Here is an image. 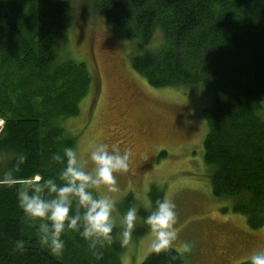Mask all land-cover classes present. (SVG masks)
Here are the masks:
<instances>
[{
	"label": "trees",
	"instance_id": "16d2710c",
	"mask_svg": "<svg viewBox=\"0 0 264 264\" xmlns=\"http://www.w3.org/2000/svg\"><path fill=\"white\" fill-rule=\"evenodd\" d=\"M88 2L107 26L140 47L160 31L155 48L130 60L151 87L210 94L202 146L211 193L229 199L250 229H264V0ZM74 18L69 0H0V153L7 156L0 160V177L13 169L17 179L0 185V264H65L41 246L16 188L35 176L40 182L58 178L63 164L52 154L75 146L61 122L77 116L91 81L84 63L59 59ZM17 154L26 156L19 171ZM155 193L151 187L150 196ZM65 234L64 241H71ZM17 239L25 241L22 254L13 251ZM183 262V254L170 248L140 264Z\"/></svg>",
	"mask_w": 264,
	"mask_h": 264
},
{
	"label": "rangeland",
	"instance_id": "374dc122",
	"mask_svg": "<svg viewBox=\"0 0 264 264\" xmlns=\"http://www.w3.org/2000/svg\"><path fill=\"white\" fill-rule=\"evenodd\" d=\"M69 1L75 18L59 59L84 63L91 83L77 116L61 124L75 137L74 149L82 159L99 142L132 150L129 169L116 174L120 190L110 195L117 221L132 204L138 211L129 244L121 246L117 237L100 257L67 231L71 241H65L61 254L45 248L65 264H140L150 254L152 239L143 218L157 198H169L176 204L178 233L171 248L183 254V264L247 261L253 250L264 248V229H250L243 215L231 211L229 199L211 193L202 146L203 111L211 102L210 94L202 89L151 87L132 69L130 60L155 48L160 31L140 47L126 40L121 30L107 26L88 0ZM259 114L264 118V109ZM151 187L156 193L150 196ZM184 243L190 244V251H184Z\"/></svg>",
	"mask_w": 264,
	"mask_h": 264
},
{
	"label": "clouds",
	"instance_id": "9594fccd",
	"mask_svg": "<svg viewBox=\"0 0 264 264\" xmlns=\"http://www.w3.org/2000/svg\"><path fill=\"white\" fill-rule=\"evenodd\" d=\"M131 154L130 148L121 151L115 145L99 142L91 147L87 159H82L73 147H64L63 154L51 156L52 161L63 164L58 178L40 182L42 177L36 176L16 188L18 205L26 221L35 226L41 246L53 254H61L65 247L62 237L67 230L77 232L96 257H100L102 249L117 237L121 246L129 244L137 220V207L129 206L117 221L113 216L114 198L110 194L120 190L116 174L127 172ZM6 158V154L0 153V160ZM25 160V155L17 154L14 170L19 171ZM15 184L13 169L0 177V185ZM143 222L152 236L148 251L157 254L169 251L178 237L174 201L157 198ZM190 247L188 243L183 245L186 252ZM13 251L24 253L25 241L17 239ZM247 260L248 264H264V248L253 250Z\"/></svg>",
	"mask_w": 264,
	"mask_h": 264
}]
</instances>
